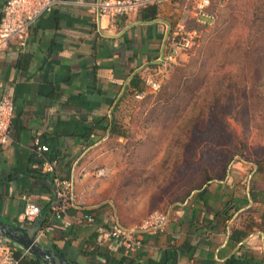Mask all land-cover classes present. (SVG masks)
I'll return each instance as SVG.
<instances>
[{
	"label": "crops",
	"instance_id": "crops-1",
	"mask_svg": "<svg viewBox=\"0 0 264 264\" xmlns=\"http://www.w3.org/2000/svg\"><path fill=\"white\" fill-rule=\"evenodd\" d=\"M90 1L60 0L25 45L11 40L0 51V97L15 104L12 138L0 144V219L33 231L20 215L28 202L38 204L45 212L39 241L74 264H264V181H247L242 162L166 206L168 223L142 233L137 251L108 236L117 224L139 226L151 210L146 169L108 167V141L131 78L158 65L170 19L166 0L151 19L143 17L147 5L110 16L97 15ZM36 137L49 148L52 171L35 156ZM103 166L109 173L97 177ZM58 177L73 179L75 195L60 218L51 211L60 202ZM84 214L94 220L80 222Z\"/></svg>",
	"mask_w": 264,
	"mask_h": 264
},
{
	"label": "rangeland",
	"instance_id": "rangeland-1",
	"mask_svg": "<svg viewBox=\"0 0 264 264\" xmlns=\"http://www.w3.org/2000/svg\"><path fill=\"white\" fill-rule=\"evenodd\" d=\"M211 10L216 22L204 26L189 0L165 1L176 30L196 31L193 43L147 75L158 89L126 92L114 114L124 135L108 141V167L146 169L150 213L237 162L252 185L264 181V0H212Z\"/></svg>",
	"mask_w": 264,
	"mask_h": 264
},
{
	"label": "built area",
	"instance_id": "built-area-1",
	"mask_svg": "<svg viewBox=\"0 0 264 264\" xmlns=\"http://www.w3.org/2000/svg\"><path fill=\"white\" fill-rule=\"evenodd\" d=\"M82 2V0H79ZM165 0H93L87 2L97 13V15L117 16L126 14L137 8L151 3H162ZM193 5L194 19L204 26L212 25L216 22V15L211 10L212 0H189ZM60 0H7L3 7V15L0 19V51L3 50L11 40H17L21 45H25L29 37L32 25L44 14L50 12ZM190 31L183 33L170 26L166 39L160 46L156 57L158 65L167 66L178 61L181 55L193 43L194 33ZM144 83L156 90L160 84L151 76L144 78ZM15 104L10 98L0 97V144L8 143L13 135V118ZM34 153L37 159L42 162L47 170L52 171L53 167L47 157L48 146L40 137L34 140ZM97 177L107 175V170L100 167L95 170ZM58 195L60 202L52 209L54 216L60 218L67 209L74 205L75 195L73 192L74 181L72 178L58 177ZM41 207L28 202L20 217L22 220L36 224ZM92 214H84L79 219L80 222H92ZM169 216L162 211H153L139 226L125 228L120 225L111 227L108 236L120 242L127 252L137 251L143 246L141 234L147 231L158 232L164 229L168 223ZM52 229L51 226L48 227ZM22 250V255L29 254L17 242L0 236V264H19L20 258L17 252Z\"/></svg>",
	"mask_w": 264,
	"mask_h": 264
},
{
	"label": "water",
	"instance_id": "water-1",
	"mask_svg": "<svg viewBox=\"0 0 264 264\" xmlns=\"http://www.w3.org/2000/svg\"><path fill=\"white\" fill-rule=\"evenodd\" d=\"M45 212H42L33 231L22 225L12 224L0 219V236L11 239L45 264H74L63 253L52 247L43 246L38 239Z\"/></svg>",
	"mask_w": 264,
	"mask_h": 264
},
{
	"label": "trees",
	"instance_id": "trees-1",
	"mask_svg": "<svg viewBox=\"0 0 264 264\" xmlns=\"http://www.w3.org/2000/svg\"><path fill=\"white\" fill-rule=\"evenodd\" d=\"M158 12H159L158 3L149 4L143 9V17L149 18V19L156 18ZM169 24H170V26H173V23L170 20H169ZM144 78L139 73H135L130 80L129 89H127L126 92L139 93V92L144 91ZM110 132L113 134L124 135V132L122 130H120V127L118 126V124L116 122L115 116L113 117V120L110 124ZM227 172H228V170H227ZM227 172H225V174H223L222 177L217 178V179L225 178ZM213 179L214 178H209L207 180V182H209ZM207 182H205V183H207ZM203 185L200 187H197L196 189L202 188ZM251 196L254 199V195L252 192H251ZM51 211L53 212L52 208H51ZM17 256L20 258L19 264H43V261L41 259H38L37 257L32 256L31 254L22 255V250H19L17 252Z\"/></svg>",
	"mask_w": 264,
	"mask_h": 264
}]
</instances>
